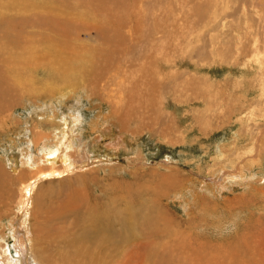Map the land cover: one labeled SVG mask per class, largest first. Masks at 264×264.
Returning a JSON list of instances; mask_svg holds the SVG:
<instances>
[{"label":"rangeland","instance_id":"1","mask_svg":"<svg viewBox=\"0 0 264 264\" xmlns=\"http://www.w3.org/2000/svg\"><path fill=\"white\" fill-rule=\"evenodd\" d=\"M263 16L264 0H0V264H264ZM64 144L76 167L54 172Z\"/></svg>","mask_w":264,"mask_h":264},{"label":"bare ground","instance_id":"2","mask_svg":"<svg viewBox=\"0 0 264 264\" xmlns=\"http://www.w3.org/2000/svg\"><path fill=\"white\" fill-rule=\"evenodd\" d=\"M263 2V1H262ZM261 18H262V16H261ZM263 18H264V16H263ZM52 56V55H51ZM57 56H59V55H57ZM50 57V55L48 56V58ZM54 57V56H53ZM64 58V57H63ZM62 58L60 57V59L59 60H61ZM50 60V59H49ZM55 60H57V57H55ZM54 59L52 60V63L54 62H56ZM64 60H66V59H64ZM60 62V61H59ZM62 62H63V60H62ZM75 64V63H74ZM83 66V65H82ZM65 71H67V72H69L70 70V68H63ZM69 70V71H68ZM84 70L85 69H83V73H84ZM59 72V71H58ZM96 73H97V71H95ZM60 76V75H59ZM105 84H107V83H105ZM115 86V85H114ZM101 87V90L103 91V92H105V94H106V96H107V99L108 100H112L113 101V103H114V106H115V109L117 110V112L118 111H120L121 109H123V106H125V105H129V102H127V100L129 99V95L127 94V92L125 91L128 87H126V86H123V85H119V86H117L118 87V91H119V95H117V96H112L111 95V93L113 92V90L111 89V86H106V85H101L100 86ZM125 99V100H124ZM130 100V99H129ZM119 113V112H118ZM121 113V112H120ZM127 113H129V112H127ZM124 114V113H123ZM130 114V113H129ZM80 117V116H79ZM128 117H129V119L131 118V116H128V114H124L123 116H122V118L120 119L121 121H123V122H125V121H127L128 120ZM81 119V118H80ZM133 121V120H132ZM133 123V122H132ZM139 124V123H138ZM124 125L125 124H123V127H124ZM125 126H127V125H125ZM122 127V128H123ZM131 128V127H130ZM129 128V129H130ZM139 128H141V127H139ZM143 128V127H142ZM123 131H125V130H123ZM134 131V130H133ZM139 131H141L140 129H139ZM132 132V131H131ZM142 132V131H141ZM133 134H135V133H133ZM44 138H43V136L38 140V142L37 143H40V141L42 142V140H43ZM68 143H72V141L71 142H68ZM66 145V146H65ZM64 147H62L61 146V148L60 149H58L56 152H54V153H51V154H48L47 155V153H46V156H45V166H48V167H50L54 172H57L59 169H61V170H63V172H67V173H69V172H71L72 171V169H74L75 167H76V165H74L73 164V162H75V161H72V160H74V158H75V156L74 155H72L73 153H71V155H72V158H71V156H69V154L68 153H66L65 152V150H68L69 149V147H68V145L67 144H64L63 145ZM52 149V148H51ZM85 150V149H84ZM47 151V150H46ZM51 151V150H50ZM49 150H48V152H50ZM86 151V150H85ZM70 153V152H69ZM80 153H81V151H80ZM77 154L78 155H80L78 152H77ZM82 154H83V152H82ZM81 156V155H80ZM72 159V160H71ZM76 159V158H75ZM82 161V160H81ZM60 163V164H57V163ZM29 163H31V161H30V159L28 158V157H26V156H24V158H23V162H22V165H25V164H29ZM29 168L31 167L30 165L28 166ZM44 169V167H38V168H34V170H35V172H41L42 170ZM2 170L0 169V178H1V176H2ZM41 175L43 176V175H46V173H43V172H41ZM29 179V178H28ZM31 190V188L29 187V185L27 186V189H26V192H29ZM81 197H82V193H77V194H73V197L71 198V200H70V205H71V207L72 206H74L73 204H77V203H79L80 202V199H81ZM14 228V227H13ZM136 228V226H134V227H131L130 229H129V232L131 233L134 229ZM15 229V228H14ZM109 231V230H108ZM104 237H106L107 235H105L104 233H101ZM112 234V233H111ZM114 236H117L118 234H113ZM2 236V235H1ZM3 237H6V236H3ZM2 237V238H3ZM1 253V252H0ZM2 253L5 255L6 254V250H3L2 251ZM7 264H22L21 263V261L19 260V259H17V260H11V261H9Z\"/></svg>","mask_w":264,"mask_h":264}]
</instances>
